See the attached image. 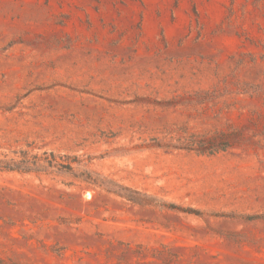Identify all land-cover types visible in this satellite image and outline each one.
Segmentation results:
<instances>
[{"label": "rangeland", "instance_id": "374dc122", "mask_svg": "<svg viewBox=\"0 0 264 264\" xmlns=\"http://www.w3.org/2000/svg\"><path fill=\"white\" fill-rule=\"evenodd\" d=\"M0 264H264V0H0Z\"/></svg>", "mask_w": 264, "mask_h": 264}]
</instances>
